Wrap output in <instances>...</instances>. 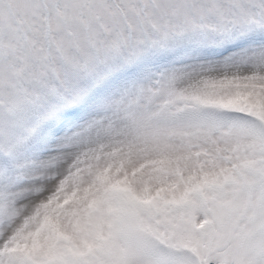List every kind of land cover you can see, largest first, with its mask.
I'll return each instance as SVG.
<instances>
[{
	"label": "snow or ice",
	"instance_id": "1",
	"mask_svg": "<svg viewBox=\"0 0 264 264\" xmlns=\"http://www.w3.org/2000/svg\"><path fill=\"white\" fill-rule=\"evenodd\" d=\"M0 264H264V0H0Z\"/></svg>",
	"mask_w": 264,
	"mask_h": 264
}]
</instances>
